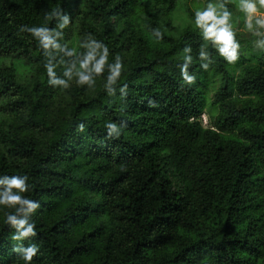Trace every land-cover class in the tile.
Segmentation results:
<instances>
[{
    "label": "trees",
    "instance_id": "obj_1",
    "mask_svg": "<svg viewBox=\"0 0 264 264\" xmlns=\"http://www.w3.org/2000/svg\"><path fill=\"white\" fill-rule=\"evenodd\" d=\"M180 3L0 0V181L27 175L22 195L40 204L22 241L6 217L25 213L0 205V264H25L16 249L33 244L31 264H264V49L236 39L228 63L196 25L177 26ZM25 25L62 32L74 53L53 50V63L57 76L72 68L69 88L48 83ZM90 39L121 62L91 88L75 83Z\"/></svg>",
    "mask_w": 264,
    "mask_h": 264
},
{
    "label": "clouds",
    "instance_id": "obj_2",
    "mask_svg": "<svg viewBox=\"0 0 264 264\" xmlns=\"http://www.w3.org/2000/svg\"><path fill=\"white\" fill-rule=\"evenodd\" d=\"M259 5L264 8V0H259ZM241 10L247 13V19L245 21L246 27L249 31L253 30V15L257 13V4L253 0H240ZM53 16L59 15L58 13H52ZM231 13L223 6H220V10L212 4L208 3L204 10H196L195 12V25L202 32L205 40L211 39L213 42V47L218 51L219 55L222 56L228 63L235 62L239 57L238 49L240 48L239 42L235 39V32L233 31L232 25L230 24ZM68 17L64 15L61 17V22L58 27L63 29L68 24ZM255 25L264 28V17H257L255 19ZM20 31L29 32L34 38L38 39L40 46L45 50V56L49 57L45 68L48 74V83L52 86H59L63 89L70 87V81L72 80V68L67 67L63 72V77L57 76L55 71V64L53 63L54 54L53 50H58L63 52L66 56H71L74 53L73 49H68L66 45H61L57 40V37L62 36V32L49 30L44 26H21ZM153 35L157 39H162L163 34L158 30H153ZM82 47L88 49L82 54H78L83 58L80 60L79 67L75 71V83L77 85H87L89 88L95 85V79L93 73L97 76L104 71V66L107 64L109 69L108 79L114 80L120 75L121 62L120 58L117 56L115 58V63H108L109 49L107 45L101 41L90 39L82 44ZM264 49V47H261ZM191 48L187 47L184 49L185 63L180 66V73L184 81L191 84L195 81L196 77L193 74H189L188 67L189 62L192 60L191 56L186 55L190 52ZM202 58L207 59L206 53H201ZM98 57V58H97ZM211 60L202 63L201 67L205 70L208 69ZM64 77H68L65 79ZM82 127V125H81ZM109 129V134L116 130V125L113 122L106 124ZM28 180L27 175L20 176H5L3 182L7 184V188L0 193V205H6L13 207L19 205L15 209V212L25 213V217L17 219L15 213L8 214L6 217L7 222H11L18 229L17 233L14 235V239L23 240L30 236L36 235L35 224L28 221L27 214L34 213L37 208L40 207L38 201L29 199L28 197L22 195L23 193L30 190L29 185L26 183ZM17 191H12V189ZM22 253V258L25 264H31L33 256L38 252V247L36 245H30L28 247H23L22 245L16 249Z\"/></svg>",
    "mask_w": 264,
    "mask_h": 264
},
{
    "label": "rangeland",
    "instance_id": "obj_3",
    "mask_svg": "<svg viewBox=\"0 0 264 264\" xmlns=\"http://www.w3.org/2000/svg\"><path fill=\"white\" fill-rule=\"evenodd\" d=\"M230 5L226 6L224 0H181V3L177 7L175 12V22L178 27L185 28L188 25H195L191 17L186 13V7H190L191 10L195 13L196 10H204L208 3L211 2L214 4L218 10L220 6L223 5L230 13V24L232 25L233 31L235 32V39H245L247 40L244 45L252 47L256 51H261V47H264L263 37H264V28H260L255 25V19L257 17H264V8L259 5V0H253L257 4V13L253 15L252 23L253 30L249 31L246 27L247 13L240 8V0H228ZM236 7V10L235 7ZM254 34L255 37L252 38L251 35ZM213 91L211 92L210 98L213 96ZM211 100V99H210ZM209 110L207 109L206 113L203 115L204 124L210 122V117L208 114Z\"/></svg>",
    "mask_w": 264,
    "mask_h": 264
}]
</instances>
